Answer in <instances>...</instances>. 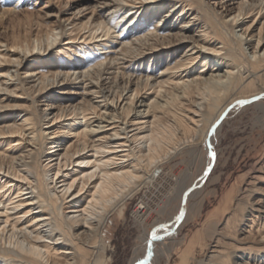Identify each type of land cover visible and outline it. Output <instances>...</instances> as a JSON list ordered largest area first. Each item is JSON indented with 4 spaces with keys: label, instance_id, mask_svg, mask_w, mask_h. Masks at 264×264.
<instances>
[{
    "label": "bare ground",
    "instance_id": "bare-ground-1",
    "mask_svg": "<svg viewBox=\"0 0 264 264\" xmlns=\"http://www.w3.org/2000/svg\"><path fill=\"white\" fill-rule=\"evenodd\" d=\"M249 102L264 124V0H67L0 31V264H100L111 216L185 154L198 165L165 214L144 225V198L133 211L127 264L167 262L199 214L221 119ZM259 163L198 264H264Z\"/></svg>",
    "mask_w": 264,
    "mask_h": 264
},
{
    "label": "rangeland",
    "instance_id": "rangeland-1",
    "mask_svg": "<svg viewBox=\"0 0 264 264\" xmlns=\"http://www.w3.org/2000/svg\"><path fill=\"white\" fill-rule=\"evenodd\" d=\"M16 1L0 0V8L13 7ZM66 5L67 0H22L0 22V31L6 34L21 32L35 14L49 8L64 9ZM119 16L120 14L115 17V21L120 19ZM261 116V110L252 105V102L246 107L235 104L223 116L222 125L212 144V163L208 167L209 172L204 173L202 179V204L199 214L182 225L178 233V237L183 240L182 245L173 250L167 262L166 256H160L161 264H198L197 260L208 257L212 242L207 238V229L214 224L219 229L223 226L236 202L238 192L241 191L239 175L246 172L249 175L260 173L257 171L259 161L264 159V124ZM192 164L185 154L164 163L157 171L155 183L145 185L127 200L125 206L120 207L123 208L120 214L115 212L111 216L108 228L104 229L107 249L100 264H127L142 230L141 225L151 223L165 214L162 208L165 196H174L185 174L191 177L198 165ZM168 168L173 172L169 173ZM142 198L148 201L151 213L143 224L136 221L133 214L137 202Z\"/></svg>",
    "mask_w": 264,
    "mask_h": 264
}]
</instances>
